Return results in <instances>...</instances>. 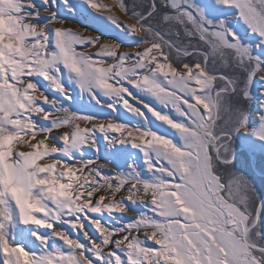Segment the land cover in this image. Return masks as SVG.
<instances>
[{"label":"snow or ice","instance_id":"obj_1","mask_svg":"<svg viewBox=\"0 0 264 264\" xmlns=\"http://www.w3.org/2000/svg\"><path fill=\"white\" fill-rule=\"evenodd\" d=\"M56 2L40 0L42 9L34 0H0V264H264V201L239 171L248 160L234 146L250 132L249 117L236 120L230 100L241 79L264 81V0H216L235 9L222 20L209 19L194 0H85L141 38L136 51L66 27ZM234 25L256 43L245 44ZM62 69L98 105L99 93L113 112L122 107L146 124L151 117L177 139L72 113L39 83L70 101ZM241 95L251 99L250 87ZM256 119L264 126V99ZM97 133L113 147L140 150L149 178L134 164L106 176L99 160L58 158L99 151ZM255 136L264 142V127ZM128 205L139 207L118 227L96 218L128 217ZM18 225L33 227L38 249L16 242Z\"/></svg>","mask_w":264,"mask_h":264},{"label":"rangeland","instance_id":"obj_2","mask_svg":"<svg viewBox=\"0 0 264 264\" xmlns=\"http://www.w3.org/2000/svg\"><path fill=\"white\" fill-rule=\"evenodd\" d=\"M34 2L43 9L44 6L40 4V0H34ZM102 2L104 4L112 5L114 4L115 0H102ZM194 2L201 9H203L205 15L212 20H222L225 18L234 17L235 15V9H224L222 6L217 4L216 0H194ZM125 3L131 5L132 0H125ZM70 7L72 8L71 11L69 10V7L65 6L63 0H57L56 6L52 9L62 21L66 22V27H72L74 30L84 32L85 35H96L101 41H115L120 47H122L123 50H140L136 46L140 44L141 38L133 36L126 29L122 30V27H117L115 24L111 23L104 15L92 10L88 4L85 3V0H70ZM42 14L44 17H42L41 22H45L48 19L46 17L48 13L44 12ZM114 14L124 23L131 24L134 22L128 19L122 12L115 11ZM55 26L57 25H53V27ZM233 30L238 32L245 44L256 43V39L250 33H248L243 26L234 25ZM180 43L183 46L186 45L188 41L185 38H181ZM96 50V48L92 49L93 52ZM172 56L175 57L176 53L173 52ZM61 71L64 73L62 82L71 95L70 101L65 99L60 93L52 91L46 82L39 81V83L42 90L46 95L49 96V98H55L56 100L60 101L61 104L69 109L72 113L93 116L105 123L109 121L122 123L131 128L144 129L146 127H150L153 131L166 134L169 135L170 138L177 139L170 130L161 125L159 122L153 120L151 117H149V121L146 124L142 118L128 113L122 107H119L118 111L113 112L107 107V105L112 101H110L107 97H102V95L99 93L97 96L98 98L102 99V105H98L88 93H82L74 81L70 82L67 73L63 69ZM242 75L243 74H241V76ZM249 87L252 98L249 100H244L241 92L243 90H248ZM133 91L135 93V90ZM261 92H264V81H249L247 86H245L244 80L241 79L240 84L238 85L237 93L231 96L230 100L232 107L235 110L236 120H239L240 116L243 114H247L249 117L247 128L250 129V132L248 134L241 133L235 138L234 146L236 148L237 155L239 156L242 152L246 153L248 160L247 164L241 162V164L238 166L239 171H241L244 176H246V178L255 186L259 195L258 199L264 201V165L261 164V161L264 160V142L256 139L255 136V133L260 132L262 127H264L256 119V115L260 110V102L262 99H264V97L261 96ZM136 94L139 95V93ZM141 98L146 101L148 100L147 97ZM129 102L134 106H139L137 105L136 101L132 100L131 98H129ZM149 102L153 104L155 103L154 101ZM45 108L49 111L52 110L48 105H45ZM37 119H40V117H37ZM40 123L44 127H51L47 121H41ZM80 123L82 127H92L91 124H87L82 121ZM58 134L59 132L54 130L53 135ZM110 135L119 136L121 134L111 133ZM38 138L43 137L41 136ZM95 139L96 148H98L99 151H96L93 147H85L82 150L83 154H80V152L76 151L71 153V155L75 157V161L68 160L66 155H61L58 158L69 163L87 160H99L100 164L107 166L105 168H101V171L106 176L112 175V170H116V172L120 174L128 173L130 171L129 165L134 164L144 178H149V174L145 171V158L140 150L133 148L131 144H117L115 147H113L108 144L104 138V135L99 133H97ZM56 143L58 146L62 147V145L59 144V141H56ZM241 161H243V157H241ZM119 198L120 194H117V199ZM107 202L108 201H106V203ZM128 207V217H122L121 214L115 213L114 219L108 217L107 215L96 218H100L102 222L106 224H111L112 226L118 227L119 225H117L116 222L118 220H127L128 218H131L132 212L135 211L139 206L128 205ZM61 227L68 231L70 235H73L74 238L82 239V236L76 237V234L73 233L71 229H69V225H61ZM33 230L34 229L32 226L25 227L23 225H18L16 228V242L24 244L30 250L38 249L39 244L31 235ZM89 230L90 232L93 231L91 229ZM40 232L41 235H50L48 230H40ZM105 251H107V249H105Z\"/></svg>","mask_w":264,"mask_h":264},{"label":"bare ground","instance_id":"obj_3","mask_svg":"<svg viewBox=\"0 0 264 264\" xmlns=\"http://www.w3.org/2000/svg\"><path fill=\"white\" fill-rule=\"evenodd\" d=\"M0 26H2V24H0ZM124 47V46H123ZM260 101V100H259ZM110 122V121H109Z\"/></svg>","mask_w":264,"mask_h":264}]
</instances>
